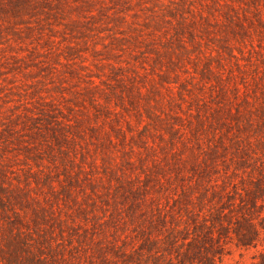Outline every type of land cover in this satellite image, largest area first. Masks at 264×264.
Returning <instances> with one entry per match:
<instances>
[{"label":"rangeland","instance_id":"374dc122","mask_svg":"<svg viewBox=\"0 0 264 264\" xmlns=\"http://www.w3.org/2000/svg\"><path fill=\"white\" fill-rule=\"evenodd\" d=\"M0 264H264V0H0Z\"/></svg>","mask_w":264,"mask_h":264},{"label":"trees","instance_id":"16d2710c","mask_svg":"<svg viewBox=\"0 0 264 264\" xmlns=\"http://www.w3.org/2000/svg\"><path fill=\"white\" fill-rule=\"evenodd\" d=\"M250 244H251V242H249L248 239H245V246H248V245H250Z\"/></svg>","mask_w":264,"mask_h":264}]
</instances>
